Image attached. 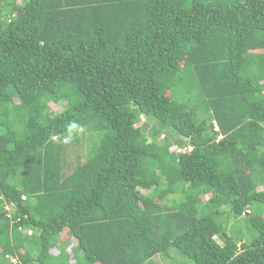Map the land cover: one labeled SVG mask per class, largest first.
<instances>
[{"label":"trees","instance_id":"16d2710c","mask_svg":"<svg viewBox=\"0 0 264 264\" xmlns=\"http://www.w3.org/2000/svg\"><path fill=\"white\" fill-rule=\"evenodd\" d=\"M155 257L264 264V0H0V264Z\"/></svg>","mask_w":264,"mask_h":264},{"label":"rangeland","instance_id":"374dc122","mask_svg":"<svg viewBox=\"0 0 264 264\" xmlns=\"http://www.w3.org/2000/svg\"><path fill=\"white\" fill-rule=\"evenodd\" d=\"M17 2H19V0H17ZM184 99V98H183ZM182 99V100H183ZM181 100V101H182ZM64 105V103H59V104H55V103H50L49 104V107H50V109H51V111H53V112H58V111H60V110H62L63 109V106ZM141 124H142V129H143V131L146 133L151 127H156V125L152 122V121H147V120H145L144 118H141ZM94 134V133H93ZM95 136H96V134H95ZM162 136L163 137H165V138H167L168 139V141H170V142H173L175 139H177V136L175 135V134H173V133H171L169 130H165V131H163L162 132ZM92 140H89L88 142H86V145L87 146H89L88 148H90L93 144H94V142H91ZM171 150L172 151H184V152H187V151H189V149H188V147L187 148H180V147H178V146H174V148H171ZM262 189V187L261 188H259L258 190H261ZM172 198H174V197H171L169 194H168V192L167 191H163L158 197H157V199H156V201L158 202V203H161V202H167V201H169V200H171ZM176 198V197H175ZM208 198V196H204L203 198H202V200L204 201V200H206ZM8 209H10L11 210V208L9 207ZM235 220L234 219H231V221H230V227H232L233 225H235ZM238 230H243L242 231V236H241V238L243 239V240H245L246 239V237H247V239H249L250 238V236H251V234H250V232H249V228L245 225V224H242V223H237V227H236ZM68 238V235L66 234V232L64 231L62 234H61V236H60V239L62 240V241H64V240H66ZM71 239V238H70ZM69 239V241H71ZM72 243V245L74 246V243H73V240L71 241ZM175 259H177V260H179V258L177 257V255H175L173 252H171L170 253ZM155 262L157 263V264H169V262H168V260H166V259H161L160 257H155Z\"/></svg>","mask_w":264,"mask_h":264}]
</instances>
